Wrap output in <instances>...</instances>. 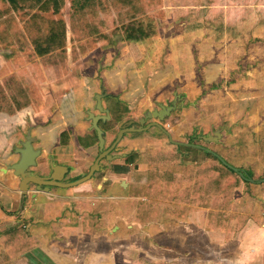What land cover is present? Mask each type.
Returning <instances> with one entry per match:
<instances>
[{
    "label": "crops",
    "instance_id": "1",
    "mask_svg": "<svg viewBox=\"0 0 264 264\" xmlns=\"http://www.w3.org/2000/svg\"><path fill=\"white\" fill-rule=\"evenodd\" d=\"M217 18L224 43L211 24L195 21L154 51L155 32L128 41L125 53L114 51L121 45L107 49L96 72L86 71L93 66L86 58L84 73L64 81L65 102L53 112L57 90L46 91L51 101L46 97L48 106L38 112H0V264H264V219L250 216L245 193L248 185L261 193L255 206L263 215L264 179L241 178L224 194L208 189L218 157L245 170L228 156L238 150L244 156L255 145L264 170V63L250 62L246 29L237 32ZM258 29L264 33V22ZM10 62L0 54V70L15 68ZM97 95H104L110 118L98 122L104 150L123 126L140 128L147 112L160 105L175 110L145 123L161 129L124 134L89 180L42 190L31 184L22 195L9 168L28 134L40 152L32 175L48 177L60 167L63 182L72 183L89 173L100 155L88 119L99 115ZM216 132L217 142L202 140ZM220 211L227 214L223 226L215 221Z\"/></svg>",
    "mask_w": 264,
    "mask_h": 264
},
{
    "label": "rangeland",
    "instance_id": "2",
    "mask_svg": "<svg viewBox=\"0 0 264 264\" xmlns=\"http://www.w3.org/2000/svg\"><path fill=\"white\" fill-rule=\"evenodd\" d=\"M152 4L147 5L144 0H137V5L142 6V10L139 13L133 15L128 8L113 9L108 8L106 11L97 12L91 17V23L96 26L100 32L96 37L87 39H80L72 41V35L70 31H67V45L66 53L63 55L56 64H44L42 59L34 56V47L30 43L28 33L24 30V11L16 10L12 15L15 20L12 22L8 30L4 26H0V49L4 47L0 54L7 57L8 60H12L11 68L8 66L7 72L0 70V84L17 83L22 88H28L29 90V104L27 108L31 107L29 112H38L39 110L48 106L45 98L54 104L52 112L56 109L55 105L65 102L62 91L64 81H68L71 76L77 77L81 71L84 73V63L86 58L90 60L93 66L86 68V71L96 72L97 63L103 60L105 51L110 48H117L121 45L122 49L114 50L116 52L125 53L123 49L127 50V33L126 27L128 24H133L134 28H138V23L142 22V27L145 31L152 28L156 29L157 37L152 42V48L157 50L160 44L164 45V42L170 39H176L178 37V31L180 28H191L198 22H202L205 25L211 24L213 31H215V38L217 42L224 43L226 41V33L220 28L219 18L217 16L223 15L224 24L234 28L242 30L243 28L249 32V38L251 48L248 58L250 62L260 58L261 65L264 63V33L261 30V34L258 33L259 27L264 22V0H152ZM0 1V6L3 3ZM69 8L70 0H65L64 7L61 11L62 18L65 20L67 26H69ZM47 19H57L61 16L52 17L50 14H42ZM260 24V26H259ZM169 28L174 29L173 32ZM216 28V29H215ZM230 31V30H229ZM236 31H230L236 34ZM238 32V31H237ZM36 33L32 32V36ZM260 35L261 45H254L259 41L257 35ZM256 36V37H255ZM234 37H236L234 35ZM159 39V42L157 41ZM163 42V43H160ZM6 45V46H4ZM254 45V46H253ZM19 46H24V51H19ZM101 47L98 50V47ZM154 46V47H153ZM164 49V48H163ZM109 54V52L107 53ZM247 57H245L246 59ZM82 73V74H83ZM7 75V76H5ZM5 76V77H4ZM55 82V85L52 84ZM56 86V89L53 87ZM58 87V89H57ZM51 89V90H50ZM55 91L54 97L47 95L46 91ZM62 90V91H61ZM28 118V115H27ZM257 147L252 146L251 151L248 154L242 155L238 150L234 154H228L235 165L242 166L245 170H248L252 174V180H255L256 184L264 179V170H261V157L253 156V153L257 152ZM225 153L224 151H222ZM242 152V151H241ZM263 187V184L259 185ZM259 187V188H261ZM256 188V187H254ZM248 190L245 191L251 199V209L248 211L250 216L255 219L263 220L264 214L261 215L255 206L257 201H260V192H255L252 185H248ZM232 190H235L232 189ZM216 223L223 226L227 220L226 212L220 211L217 213ZM262 222V221H261Z\"/></svg>",
    "mask_w": 264,
    "mask_h": 264
},
{
    "label": "trees",
    "instance_id": "3",
    "mask_svg": "<svg viewBox=\"0 0 264 264\" xmlns=\"http://www.w3.org/2000/svg\"><path fill=\"white\" fill-rule=\"evenodd\" d=\"M3 5L0 6V26L7 30L11 23H14L12 15L16 10L24 11V30L28 33L30 43L34 47V56L42 59L44 64H54L66 53L67 31L72 35L71 40L77 41L96 37L100 34L98 28L91 23L93 17L98 11L103 12L108 8H128L133 15L142 10L138 6L137 0H70L69 8V26L62 18L61 11L65 0H0ZM147 5L152 4V0H144ZM1 3V4H2ZM42 14H50L52 17L61 16L57 19H47ZM222 20V17L220 18ZM32 32L36 33L32 36ZM156 29L145 31L142 22L138 23V28L133 24L126 27L128 41H141L146 37H151ZM19 51H24V46H19ZM30 96L28 88H22L17 83L0 84V112L14 115L19 110L27 107ZM108 124V123H106ZM208 156L216 159L212 154ZM218 162L212 170L216 171L217 177L212 179L208 189H213L217 194H224L227 190L237 188L242 182L239 174L229 170L222 163ZM227 163V162H226ZM228 164V163H227ZM247 179H252L251 172L239 170ZM225 180L226 183H225Z\"/></svg>",
    "mask_w": 264,
    "mask_h": 264
},
{
    "label": "water",
    "instance_id": "4",
    "mask_svg": "<svg viewBox=\"0 0 264 264\" xmlns=\"http://www.w3.org/2000/svg\"><path fill=\"white\" fill-rule=\"evenodd\" d=\"M104 97V95H97L95 98L96 101V110L99 112V115H93L89 114V121L91 122V129H93L96 132V136L98 139V145H99V150H100V155L94 165L91 167L89 173L83 177L82 179L72 182V183H65L63 182V174L61 173L64 171L66 172L65 168H60V167H51V175L48 177H40L37 175H32L31 172L29 171L30 168H33L36 166L37 158L40 154L38 150H34L33 148V143L34 139L28 134L26 136L25 141L21 144V148H19L18 154L20 156L19 161L16 164H13L10 166L9 170L13 171L14 175L19 177L21 180L20 184V192L22 195H26L29 186L35 185L39 190H42V188L49 189L50 187H72L77 184L83 183L87 180L90 179V177L97 172L100 169L99 162L102 159H112L110 157V153L112 150H115V145L119 142V140L123 137L124 134L129 133V132H143L147 131L150 127H158L161 129L159 124L157 123H150V124H145L148 120H158L159 122L164 121L165 118H167L171 112L175 110V106H163L160 105L158 110H153L152 112H147L144 114L143 118L139 120V125L140 128H129L131 124H127L126 126H123L120 130V132L117 135L115 143L112 145L111 148L104 150V137H103V132L100 130L98 127V122L99 121H106L109 120V112L108 110H105L102 108L101 105V100ZM167 136L169 134L166 132ZM220 138V132H216L213 136H207V137H202V140L205 142H217L218 139ZM199 149H204L203 147L200 146H193ZM217 157V156H216ZM218 160L222 163L223 166L228 168L229 170L233 171L236 174H239V176L248 182H254L253 180H249L243 176L241 172H239L238 169L234 168L233 166L227 164L224 160L218 157ZM62 169V171L60 170ZM264 182V180H263Z\"/></svg>",
    "mask_w": 264,
    "mask_h": 264
}]
</instances>
